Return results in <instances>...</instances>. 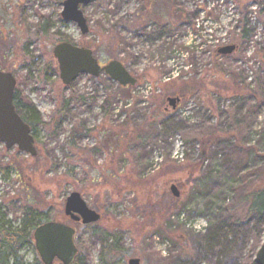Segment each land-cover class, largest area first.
Masks as SVG:
<instances>
[{
	"label": "rangeland",
	"instance_id": "obj_1",
	"mask_svg": "<svg viewBox=\"0 0 264 264\" xmlns=\"http://www.w3.org/2000/svg\"><path fill=\"white\" fill-rule=\"evenodd\" d=\"M63 1L0 0V72L42 122L36 157L0 144L4 221L31 208L72 227L87 264H103L104 236L115 264L253 262L264 243V218L249 215L264 190V0H91L86 35L62 23ZM64 42L100 65L122 60L135 85L81 75L64 86L52 53ZM74 192L98 223L64 216ZM21 256L39 261L31 244Z\"/></svg>",
	"mask_w": 264,
	"mask_h": 264
},
{
	"label": "water",
	"instance_id": "obj_2",
	"mask_svg": "<svg viewBox=\"0 0 264 264\" xmlns=\"http://www.w3.org/2000/svg\"><path fill=\"white\" fill-rule=\"evenodd\" d=\"M90 2L91 0H65L62 4V20L75 23L82 35L88 33V28L80 7ZM230 49L231 47H225L220 49V53L228 54ZM52 53L58 65L59 79L64 86L71 85L80 75L98 78L102 74L121 87L134 86L136 83V79L119 61H110L100 67L89 49L61 43L53 48ZM15 88L16 80L13 75L0 72V144L7 150L17 148L21 153L36 157L37 151L30 128L15 110ZM178 103L177 98L167 99V104L172 109H175ZM169 190L173 198H179L180 193L174 185ZM64 216L72 223H80L83 226L94 225L100 221V215L90 209L76 192L67 197ZM75 233L72 227L59 222L50 221L36 227L32 238L40 263L73 264L78 253L74 243ZM254 262L264 264V243ZM128 264H139V261L130 259Z\"/></svg>",
	"mask_w": 264,
	"mask_h": 264
},
{
	"label": "trees",
	"instance_id": "obj_3",
	"mask_svg": "<svg viewBox=\"0 0 264 264\" xmlns=\"http://www.w3.org/2000/svg\"><path fill=\"white\" fill-rule=\"evenodd\" d=\"M253 35V31L249 29L248 23L245 22L239 34V41L248 42ZM215 53L218 57L223 55L220 53V49ZM238 79L239 78L234 79V87L238 86V83L236 82ZM182 91V89L178 90V92ZM14 106L17 114L21 117L24 123L28 125L34 136L38 126L42 124L39 112L32 104L22 97L18 89H16L14 93ZM249 215L257 216L261 218V220L264 218V190L252 197ZM47 222L49 221L34 215L31 208H26L20 224L17 226H11L10 223L4 221V216L0 212V264H25L21 252L27 245H33L32 233L36 227ZM102 238L103 246L101 261L103 264H115V256H119L120 254V251L116 247L115 238L112 236H104ZM35 264L41 263L40 261H37ZM73 264H87V257L77 255ZM250 264H255V262L253 261Z\"/></svg>",
	"mask_w": 264,
	"mask_h": 264
},
{
	"label": "flooded vegetation",
	"instance_id": "obj_4",
	"mask_svg": "<svg viewBox=\"0 0 264 264\" xmlns=\"http://www.w3.org/2000/svg\"><path fill=\"white\" fill-rule=\"evenodd\" d=\"M82 7H84V6H81L80 9H81ZM61 19H62V18H61ZM62 23L65 24V23H67V22L64 21V20H62ZM81 35H82V34H81ZM82 48H85V47H82ZM85 49H88V48H85ZM89 50H90V49H89ZM92 53H93V52H92ZM93 56H94V54H93ZM94 57H95V56H94ZM95 59H96V57H95ZM96 60H97V59H96ZM97 61H98V60H97ZM115 61H119V60H115ZM119 62L124 66V64H123L121 61H119ZM98 64L100 65L99 61H98ZM103 66H104V65H100V67H103ZM124 67H125V66H124ZM125 68H126V67H125ZM80 76H81V75H80ZM80 76H79V77H80ZM13 77H14V76H13ZM79 77H78V78H79ZM89 77H90V76H89ZM106 77H107V76H106ZM92 78H93V77H92ZM95 79H97V78H95ZM15 80H16V79H15ZM67 219H68V218H67Z\"/></svg>",
	"mask_w": 264,
	"mask_h": 264
}]
</instances>
